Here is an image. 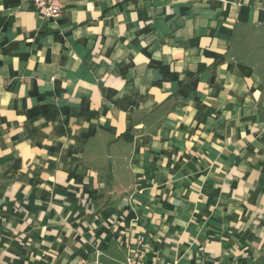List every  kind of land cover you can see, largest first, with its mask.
I'll return each instance as SVG.
<instances>
[{
  "label": "crops",
  "instance_id": "0c3cea01",
  "mask_svg": "<svg viewBox=\"0 0 264 264\" xmlns=\"http://www.w3.org/2000/svg\"><path fill=\"white\" fill-rule=\"evenodd\" d=\"M264 264V0H0V264Z\"/></svg>",
  "mask_w": 264,
  "mask_h": 264
},
{
  "label": "built area",
  "instance_id": "2783aa9c",
  "mask_svg": "<svg viewBox=\"0 0 264 264\" xmlns=\"http://www.w3.org/2000/svg\"><path fill=\"white\" fill-rule=\"evenodd\" d=\"M32 10L39 15L41 20H56L64 5V0H27ZM144 236L138 238L136 248H130L125 264H143ZM52 264V263H51ZM95 264H98L95 262Z\"/></svg>",
  "mask_w": 264,
  "mask_h": 264
}]
</instances>
